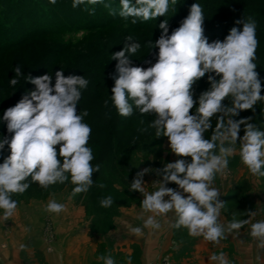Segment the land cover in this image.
Masks as SVG:
<instances>
[{
  "label": "clouds",
  "instance_id": "1",
  "mask_svg": "<svg viewBox=\"0 0 264 264\" xmlns=\"http://www.w3.org/2000/svg\"><path fill=\"white\" fill-rule=\"evenodd\" d=\"M102 2L73 0L72 7ZM176 2L135 0L133 4L132 0H120L118 15L125 20L133 18V24L137 19L154 20L164 17ZM51 3L55 4L56 0ZM104 7L109 9L110 15L117 14L111 4L105 3ZM89 12L94 14L95 9ZM204 19L202 6L194 3L189 15L170 36L168 20L160 22L161 35L154 44L150 42L152 48L159 50L157 62L146 69L131 66L130 57L141 47L132 36L125 38L122 50L112 53V59L118 61L111 89V101L117 113L128 117L135 109L142 115L155 114L149 127L155 129L156 137H167L170 150L177 157L191 158L190 162L177 159L163 169H156L163 179L157 180L158 187L152 192L145 190L143 180L152 169L137 172L130 191H138L144 197L140 203L141 218L144 213H151L144 219L143 228L160 229L156 217H166L172 212L176 217L172 228H185L190 237H203L218 245L228 234L236 237L241 228L250 224L249 235L257 241L259 249H264V220L252 223L251 219L233 218L225 224L220 218L225 203L218 199L220 191L213 186L218 174H226L229 158L237 153V145L240 162L252 175L264 177V130L250 122L252 117L233 119L241 111L254 112L257 102L264 101L254 62L259 46L256 22L249 18L248 22H243L242 30L233 27L223 42L209 43L204 36ZM14 72L9 80L12 86L17 85V77L23 75L19 65ZM206 74H209L210 88L201 93L195 114H190L196 105L193 85ZM26 80L35 85V90L3 113L7 132L12 134L10 139H0V150L5 145L10 150L0 163V210L4 220L16 213L18 201L13 196L29 189V177L31 182H38L45 189L70 181L75 185L69 196L72 199L89 191L94 183L92 175L101 167L92 164L93 151L87 146L92 128L83 119L88 112L77 113L82 90L88 87L89 80L79 75L66 77L63 70L55 72L54 85L50 74L27 76ZM226 98H231L230 106L222 103ZM104 103L107 107L109 102ZM213 117H216L215 128L210 139H205L204 134L212 128ZM167 183L176 184L179 190L166 187ZM113 203L111 196L100 200L103 208ZM65 210L66 206L56 200H50L45 207L49 213L59 214ZM247 215L251 218L256 213L250 211ZM126 227L131 235L143 234L142 227L127 223ZM97 259L103 264H116L111 254ZM209 259L216 264H232L224 252L213 253ZM125 264H132L131 256L126 258Z\"/></svg>",
  "mask_w": 264,
  "mask_h": 264
},
{
  "label": "rangeland",
  "instance_id": "2",
  "mask_svg": "<svg viewBox=\"0 0 264 264\" xmlns=\"http://www.w3.org/2000/svg\"><path fill=\"white\" fill-rule=\"evenodd\" d=\"M16 1L21 2V0H0V7L11 8L9 14L13 13L10 15L11 20L8 21L6 18L7 13L1 12L0 31L1 26L6 27L7 31H11L13 26L10 25V22L17 23L22 16H29L23 18L27 21V25L30 18L33 23L36 22V25L33 24L34 29L35 26L39 29L47 27L38 24L44 23L43 25H45L50 21L49 17L43 16L42 12L45 10L42 11V8L48 4L46 1L51 2V0H30V4L36 3L41 7V9H38L36 5H34L35 7L32 6L34 14L36 12L34 19L30 16L29 6L22 2L19 4L21 6L18 7ZM114 1L117 3L120 0ZM183 1L186 0H177L175 6H170L166 17L172 11L179 9L177 5L179 3L183 4ZM52 5L58 7V14L62 17V21L57 16L58 22L56 25L48 26L42 31L43 33L26 37L22 41H20V38L19 41H15L17 46L12 49L4 46L5 44L3 46L0 44V99L5 98L6 100L9 96L7 100H11V96L20 90L23 77L34 75L32 71L36 72L40 65L45 64L44 68L47 69L49 63L55 62L62 55L70 53L71 50L80 51L84 46H87L91 48L88 50L93 52L95 49L100 48L102 42L106 45L107 43L114 45L118 41H123L122 37L124 35H121L125 32H131L132 29H140V27H149L148 23L150 21H146L143 26H140V23H144V21L137 19V22L133 24L131 22L133 18L125 20L118 15H112L108 18L99 13L90 14V12H87L89 16L86 15V18L83 19L85 12L74 10L75 8L73 9L67 0H56V3H52ZM190 6L191 3L188 4V12L185 14L177 13L172 17L170 15L171 18H167L169 36L189 15ZM21 9L24 10L20 11ZM69 10L71 12L68 13ZM73 10L76 11L78 19L70 16V13H74ZM19 11L23 12L24 15L16 14ZM87 18L90 20L87 21ZM51 22L52 19L49 23ZM19 25L15 24V28H18ZM145 31L147 32H144L143 39L147 38L154 44L157 40V33L151 32L155 31L154 28L151 31ZM204 36L209 43L216 41L207 32ZM88 41L90 42L88 43ZM258 47H264V44L259 42ZM17 65L21 67L23 72L21 77H17L18 87L9 83V80L15 75L14 68ZM260 67L263 66L257 64L256 71L259 73L260 79L264 80V70ZM196 83H199V81H196ZM206 84H210L209 81ZM193 87L195 86L193 85ZM3 88L8 90L3 91ZM261 95H264V89H262ZM10 105L15 106L16 104L12 105L11 103ZM259 112L260 120L257 123H254V120L250 122L264 130V111ZM233 119L236 118L233 117ZM214 128L215 126L204 134L205 139H210ZM243 129L244 126L242 125L241 130ZM149 142L150 144H148ZM121 157L122 155H117L116 160L111 161L108 159L109 161L102 162L103 158L99 160L94 155L92 164L94 166L99 164L101 166L100 171L93 173L94 183L89 191L77 194L72 199H69V196L75 185H72L70 181L64 184L57 183L45 189L39 186L38 182H31V179H28L29 189L24 194L13 196V199L18 201L16 213L8 220H4L2 210H0V264H103V261L98 260L97 257L108 254H111L116 264H125L128 257L126 253L131 248L127 246L129 242L126 241V233L122 230L124 227L119 225V222L120 219H125L126 213H129L131 208L139 209L144 198L140 192L130 191V184L136 177L137 172L145 168L152 169L143 177L145 190L152 192L158 187L157 180L163 179L162 175L157 174L156 169H163L167 163L175 162L177 159L188 161L190 157H177L172 153L167 137H163L160 143L159 141L145 142L126 159ZM100 184H103L104 187H99ZM174 186L177 185L174 183L166 184V187L169 188H175ZM107 196H111L114 203L109 208H103L100 205V200ZM50 200H56L58 203L64 204L66 210L59 214L45 211V207ZM14 221H17L18 224L21 221L27 228L30 226L28 231L14 233ZM21 245H23V248ZM132 251L133 254L130 255L132 264H141V256L138 250L133 249ZM163 260L165 264H171L169 257L164 259L161 257L160 262Z\"/></svg>",
  "mask_w": 264,
  "mask_h": 264
},
{
  "label": "trees",
  "instance_id": "3",
  "mask_svg": "<svg viewBox=\"0 0 264 264\" xmlns=\"http://www.w3.org/2000/svg\"><path fill=\"white\" fill-rule=\"evenodd\" d=\"M67 1L72 7L73 0ZM22 2L29 6L28 9L31 10L30 16H32L34 19V17L36 16V12L34 14L32 6L36 5V8L38 9H41V7L36 3L30 4V0H21V2L16 1L17 6L20 7L21 5L19 6V4H21ZM46 2L48 4L46 3L47 5L43 7L44 9L42 8V11L45 10L42 13L44 14L43 16L46 15L47 17H49L50 21L52 19V22L49 23L50 21H48L45 25H43L44 23H39L38 25L52 27L58 22L57 16H59L58 19H60L61 21L63 19H61L62 17L58 14V7H54L50 1ZM104 2H106L107 4H111L112 8H114L117 12L116 15H118L120 9V1L116 3L114 0H103L102 5L101 3L93 6L82 4L81 6L76 7L77 9H74L73 7L72 8L76 11H84L85 15H83V19L86 18V15L89 16V13L87 12H89V10L93 8H95L94 13H99L100 15L110 18L112 15L109 14V9L104 7ZM132 3L134 4L135 0H132ZM189 3H191V5L194 3H198L202 6L205 18L203 23L204 34H206V32L211 34L216 41L219 40L223 42L233 27L242 30L243 22H248L249 18H251L256 22L257 39L260 43L264 44V0H186L183 4L179 3L177 5L179 9L172 11V13L170 14L171 17L177 15V13L185 14L186 12H188L189 7L187 6ZM0 8V15L2 14L1 12L7 13L8 16L6 18L8 19V21H10L12 18L10 15L13 13L11 12V14H9V10L12 9L8 7ZM22 10L24 9H21L20 11ZM20 11L19 13L16 12V14H21V16L24 15L23 12ZM76 11H74V13H70V16L78 19L79 17L75 13ZM69 12H71V10H69L68 13ZM170 15L167 17L165 15L164 17H158L157 19L149 20L150 22L148 23V28L140 27V29H130L131 32L127 31V33L125 32L121 35H124L122 37L123 41H118L117 44L115 43L114 45H111L107 43L106 45L102 42L100 43V48L95 49L93 52L92 50H88L91 48H88L87 46H84V48L80 51L76 49L71 50L70 53L62 55L55 62L49 63L47 69L44 68L45 64L40 65V67L37 68L36 72L32 71L34 75H30L31 77L35 78L45 74H50L52 75L53 85L55 83V72L60 70H63V74L66 77L69 75H79L84 76L87 80H89L88 87L82 90V97L77 105V113L82 114L84 111L88 112V115L83 119V122L87 123L92 128V133L90 135L87 146L92 149L93 154L96 156V158H98L99 160L103 158L102 162H107L109 161L108 159H110L111 161L116 160L117 155H122L121 158L126 159L130 154L135 153L136 150H138L139 146L143 143L148 141H151L152 143L159 141L160 143V140L163 138H157L155 135V129L149 127L151 122L155 119V114L147 113L142 115L135 109L133 114L128 117H122L117 113V110L115 109L111 101V89L112 87H114L113 76L116 75V64L118 63V61L112 59V53L122 50L125 44V38L127 36H132L133 40L139 43L141 47L136 54L130 57L131 66H140L145 69L150 67L154 64V61L157 62L159 50L156 47L152 48V46H150L151 41H149L147 38L143 39V36H145L144 32H147L145 30L151 31L154 28L155 31L151 32H156V39H158L161 35L158 24L163 20H168V17L171 18ZM24 17L28 18L29 16H22L17 23L10 22V25L13 26V29L11 31H7L6 27L1 26L0 44L2 46L5 44L4 46L12 49L17 46V42L15 41H19L20 38V41H22V39H26V37L41 34L43 33L42 31L47 28L44 27L39 29L35 26L34 29V25H36V22L33 23V20L30 18V21H28L27 25V21L23 19ZM128 19H131V17ZM89 20L90 19L87 18V21ZM236 21H240V23H236ZM145 22L146 21H144V23H140V26H143ZM15 24L20 25L18 26V28H15ZM173 24L175 25V22ZM89 42L90 41H88V43ZM9 43H11V45H9ZM256 53H258V55H256V60L254 62L263 66L260 68L264 70V47H258ZM208 75L209 74H206L205 77L198 80L199 83L194 84L195 87H193L192 89L193 99L197 104L192 110H190V114H195V107H198V99L201 93L210 88V84H206V82L208 83ZM212 75H214V73ZM27 76L28 75L22 78L23 83L21 85V88L20 90L15 92V95L11 96V100H7L9 99V96L8 98H6V100L5 98L0 99V139H4L5 137L10 139L12 135L7 132V123L3 120L4 111L7 108L12 107L10 105L11 103L12 105L14 103L16 104V102L20 101V99L24 95H26L30 91L35 90V85L26 80ZM216 79H219V77H216ZM261 83L262 89H264V80L261 79ZM18 85L19 84H17L16 86L18 87ZM4 90L8 89L3 88V91ZM105 100H108L109 102L107 107L104 103ZM222 103L226 106H230L231 98H226ZM263 106L264 101H259L254 106V112L252 110L241 111L235 118L239 120L241 118L252 117V120H254L253 122L257 123V121L260 120L259 111H264ZM215 124L216 117H213L212 127H214ZM144 129H147V131H144ZM148 144H150V142ZM58 147L59 146H57V149ZM9 154L10 150L8 146L5 145V147L0 150V163H3L4 159ZM28 179L30 180L31 178L29 177Z\"/></svg>",
  "mask_w": 264,
  "mask_h": 264
},
{
  "label": "crops",
  "instance_id": "4",
  "mask_svg": "<svg viewBox=\"0 0 264 264\" xmlns=\"http://www.w3.org/2000/svg\"><path fill=\"white\" fill-rule=\"evenodd\" d=\"M243 135L244 131L241 130L239 137L242 138ZM190 161L191 158L186 162ZM213 186L220 191L218 199L225 203L220 217L225 224L233 218L251 219L252 223L264 220V177L252 175L240 162L239 145L237 153L229 158L226 174H218ZM174 187L173 189L179 190L178 186ZM250 211L256 213L255 217L250 218L247 215ZM141 212L140 208H131L125 219H120L119 222V225L124 227L122 230L125 231L126 241L129 242L127 246L131 248L126 255H132L133 249L138 250L141 264H165L164 260L160 262L161 257H169L171 264H216L209 257L220 252L226 253L232 264H264V249H259L257 241L249 235L250 224L241 228L238 236L228 234L227 239L214 245L203 237H190L185 228H172L171 224L176 220L172 212L166 217H156L161 224L160 229L143 228L144 219L151 213H144L141 218ZM126 223L133 227H142L143 234L139 237L129 234ZM28 228L21 221L19 224L17 221L13 222V231L16 234L27 232L25 229ZM119 229L121 230V227Z\"/></svg>",
  "mask_w": 264,
  "mask_h": 264
}]
</instances>
